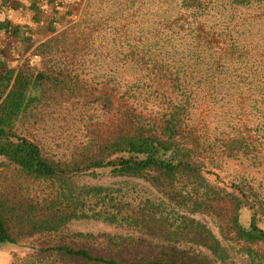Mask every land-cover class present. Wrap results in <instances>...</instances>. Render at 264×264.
<instances>
[{"label": "rangeland", "instance_id": "1", "mask_svg": "<svg viewBox=\"0 0 264 264\" xmlns=\"http://www.w3.org/2000/svg\"><path fill=\"white\" fill-rule=\"evenodd\" d=\"M182 2L75 1L71 21L51 36L49 45L40 47L38 44L17 61L18 68L24 63L31 67L32 78L40 70L51 71L56 76L65 70L72 83H77L76 90H61L60 85L46 91L40 87L32 89L31 94L37 99L22 109L11 130L36 142L49 159H70L107 129L110 110L100 104V95L107 96L114 86L119 88L118 96L121 97L127 84L148 81L144 72L135 70L140 63L130 60V46L139 51V37L158 33L161 21L177 15L190 17L191 9L185 10ZM198 3L205 9L206 24L215 25L218 31L225 33L234 27L230 33L246 46L245 51H251L250 54L264 50V0H250L244 5L232 4L229 0H198ZM32 55H37L35 61L31 60ZM99 89L101 93L97 92ZM250 90L253 92V87ZM251 91L247 92V85L228 84L212 87L206 95L198 91L200 101L212 107L204 117L202 106L196 108L195 116L192 115L196 120L202 117L205 123L199 132L198 152L205 158V171H209L204 174L211 188L209 194V187H199L194 193L192 188L196 183L185 176L176 174L168 179L155 169H146L141 176L114 175L110 166L79 170L71 177L73 185L101 188L100 193L94 195L96 198L91 197L94 190L89 192L86 212L89 206L97 208L98 202H105L111 210L121 206L122 211L135 213L132 219L124 222L94 217L73 219L61 231L22 237L15 244H1L0 264H96L56 251L40 252V249L66 244L86 247L94 253L112 254L113 250L118 252V242L129 247L120 249V255L112 256L126 262L158 259L198 264L202 259V263L210 264H251L245 252L251 247L260 254L264 264V242L245 243L236 239L231 229L235 213L239 214V222L248 226L256 211V223L264 230V130H255L257 117L264 110L256 111L252 107L256 94ZM242 117L248 120L246 129H250V135L259 138V145L246 152L228 151L224 145V131H233L231 123L235 121L231 119L243 121ZM0 163V168L8 167L2 157ZM2 170L0 189L12 179L10 176L2 178L5 169ZM13 178L20 183L12 184H21L25 193L32 192L27 180ZM241 181L249 182L256 189V207L252 208V200L239 205L241 195L233 184ZM196 201L197 205H193ZM192 220L194 226L201 225L199 231L204 227L201 235L191 227ZM206 230L224 249V262L201 246L200 239ZM210 258L215 261H209Z\"/></svg>", "mask_w": 264, "mask_h": 264}, {"label": "trees", "instance_id": "2", "mask_svg": "<svg viewBox=\"0 0 264 264\" xmlns=\"http://www.w3.org/2000/svg\"><path fill=\"white\" fill-rule=\"evenodd\" d=\"M229 2L244 5L250 0ZM182 6L185 10L191 9L190 17L177 15L173 19L161 21L159 26L162 28L158 33L139 37V51L130 46V60L140 63L135 70L144 72L148 81L127 84L121 97L118 96L119 88L114 86L107 96L101 94L100 104L110 110L107 129L67 161L49 159L36 142L16 134L11 126L22 109L37 99L31 94L32 89L40 87L46 91L60 85L61 90L75 91L77 83H72V78L65 70L58 72L57 76L51 71L47 73L40 70L32 78V69L27 63L16 72L2 77L0 157L8 162V167L0 169L3 172L5 169L2 178L10 176L12 179H8L5 188L0 189V245L15 244L18 239L34 234L61 231L73 219L94 217L110 222L132 219L135 213L124 212L121 206L111 210L105 202H98L97 208L89 206L86 212L89 192L94 190L91 197H95L101 188L73 185L71 177L82 169L110 166L114 175L121 176H141L146 169H155L168 179L174 178L176 174L185 176L196 183L197 186L192 188L194 193L199 187H209V194L211 188L204 176L209 171L204 169L205 158L199 154L198 147L201 146L199 132L205 126L202 117L212 107L200 101L198 91H204L206 95L218 85H247V92L253 87L251 94H256L252 107L256 111L264 110V50H255L250 54L251 51H245L246 46L230 33L234 27L225 33L218 31L215 25L206 24L205 9L198 0H183ZM50 38L40 43V47L49 45ZM97 92L102 91L99 89ZM200 106L205 114L199 120L193 119L194 111ZM236 106L242 109L240 103ZM242 118L243 121L232 118L235 121L231 123L233 131H224V145L228 151L246 152L259 145V138L252 137L250 129H246L248 120ZM257 119L255 130H264V112ZM13 177L21 178L23 182L27 180L32 192L25 193L21 184H12L20 183ZM233 186L241 195L239 205L252 200V208L256 207L258 195L249 182L241 181ZM101 199L103 201L104 197ZM255 214L256 211L248 226H244L239 222V214L235 213L231 229L236 239L245 243L264 242V230L256 223ZM191 227L199 235L204 232V227L199 231L201 225L196 223L194 226L193 220ZM200 240L201 246L215 254V259L218 257L220 262H224L225 251L209 230ZM116 246L118 252L129 247L123 242L116 243ZM48 251L96 264H192L183 260L158 259L126 262L113 257L115 254L120 255L114 250L112 254H99L86 247L75 248L66 244L40 249V252ZM245 252L251 264H262L256 250L248 247ZM215 259L210 258L209 261L214 262ZM198 264L210 263H202L201 259Z\"/></svg>", "mask_w": 264, "mask_h": 264}, {"label": "crops", "instance_id": "3", "mask_svg": "<svg viewBox=\"0 0 264 264\" xmlns=\"http://www.w3.org/2000/svg\"><path fill=\"white\" fill-rule=\"evenodd\" d=\"M77 0H0V85L25 57L71 21Z\"/></svg>", "mask_w": 264, "mask_h": 264}, {"label": "built area", "instance_id": "4", "mask_svg": "<svg viewBox=\"0 0 264 264\" xmlns=\"http://www.w3.org/2000/svg\"><path fill=\"white\" fill-rule=\"evenodd\" d=\"M36 59H37V55H32V56H31V60H32V61H35Z\"/></svg>", "mask_w": 264, "mask_h": 264}]
</instances>
